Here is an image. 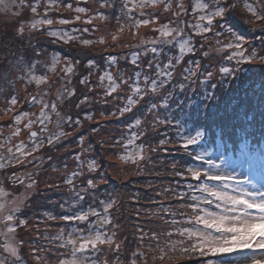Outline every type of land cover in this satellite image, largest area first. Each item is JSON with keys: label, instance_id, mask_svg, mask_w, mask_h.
Returning <instances> with one entry per match:
<instances>
[{"label": "snow or ice", "instance_id": "obj_1", "mask_svg": "<svg viewBox=\"0 0 264 264\" xmlns=\"http://www.w3.org/2000/svg\"><path fill=\"white\" fill-rule=\"evenodd\" d=\"M88 2L0 0V11L17 18L13 25H18L15 34L24 37L27 28L30 49L31 40L37 36H46L52 43L79 41L84 47L103 44V38H82V33L98 31L94 21L114 19L117 34L128 28L134 38L141 27L149 25L155 34L141 36L137 44L125 45L133 49L130 54L104 57L106 65L91 60L84 64L88 73L79 77L78 84L83 86L79 95L72 84L76 65L82 61L75 56L53 55L48 67L41 63L43 54L39 49H34L35 57L28 63L19 62L8 48L0 52V103L7 105L4 114L15 113L11 123L0 125V149L7 146V155L0 152V264H148L149 259L155 264L177 251L197 264H264V172L257 174L243 158L246 141L241 148L242 158L230 160L224 154V138L246 131L244 122L249 117L242 102H232L233 84L243 65L264 64V35L259 36V47L253 46L234 30L229 18H238L239 2L254 18L251 22H264V0L255 4L250 0H93L97 8L81 6ZM24 9L31 13L27 21L20 19ZM61 9L75 15H50ZM78 21L92 28L69 31L52 27ZM259 31L264 34V26ZM117 34H112L113 41ZM213 50L227 54L210 55ZM195 57H203L206 62ZM62 59L64 66L57 73L60 89L49 99L52 85L48 84L47 72H55ZM122 60L131 67L121 66ZM40 68H47V72L39 71ZM94 75H98L96 85L92 84ZM33 84L35 90L30 87ZM94 88L103 91L89 95ZM260 90L264 108V82ZM92 103L102 104V119L120 120L128 114L134 117L118 135L108 137V147L122 149L117 153L120 161L134 165L138 176L170 177L167 181L149 180L143 184L149 189L143 198L155 205V211L142 205L135 207L136 221L131 233L112 211L119 212L125 205L113 194L99 190V185L107 183L106 173L98 172L97 160L86 155L91 148L84 135L76 141L79 151L70 157L75 168L64 163L62 183L68 186L70 196L58 204V213L42 210L41 214L33 211L30 216L23 211L31 203L27 196H14L5 188L24 185L25 174L20 169L29 165L35 172L27 174L30 182L24 186L33 188L45 157L48 161L53 159L50 154L35 153L45 148L50 152L81 128L96 133V128L88 129L84 124L85 120L97 123L93 111H85ZM34 109H38V114ZM136 111H141V115L136 116ZM3 127L11 129L7 137L2 136ZM213 129L219 130L224 147L221 151L218 146L216 153L205 146L206 134ZM25 132L26 140H19ZM14 138L18 140L15 144ZM100 146L104 148L105 142L101 141ZM10 167L16 170L7 172ZM140 196L139 192L132 194L133 204ZM142 212L148 213L147 219L160 223L145 225ZM47 221L63 224L56 231V225ZM41 223L45 224L44 232L39 230ZM33 227L35 239L29 232ZM129 235L134 239H129ZM185 240L191 242L190 247L178 249L177 245H183ZM243 250L250 251L236 258L230 255Z\"/></svg>", "mask_w": 264, "mask_h": 264}, {"label": "rangeland", "instance_id": "obj_2", "mask_svg": "<svg viewBox=\"0 0 264 264\" xmlns=\"http://www.w3.org/2000/svg\"><path fill=\"white\" fill-rule=\"evenodd\" d=\"M252 3H257V0H250ZM72 3L75 4L76 0H72ZM81 6L85 7H93L97 8L98 5L93 3V0H89L88 4L81 3ZM100 11H104V9H99ZM146 11H155L154 9H147ZM236 12L238 13L237 17H230L231 24L235 31L239 34L245 36L246 40L249 41L253 46L259 47V36L264 35L260 33L259 29L261 26H264V22L256 21L251 22L254 18L250 16L240 5L237 3ZM52 16L63 15L64 17H71L75 15V13L61 9L59 13L52 12L50 13ZM31 18V13L28 9L23 10V15L20 17L21 20L27 21ZM16 17L11 16L10 13H4L0 11V52H3L5 48L10 49L11 52L16 54L17 60L19 62L28 63L35 57L34 49H39L42 52V56L39 58L42 64L48 65L51 67V58L53 55L59 56L61 58L66 56H75L77 59L82 61V64L76 65V74L77 76L73 77V84L77 89V95L80 94V90L83 89L82 85L78 84V80L80 75H86L88 73V68H85L83 65L88 61H94L98 65H106V61L103 59L109 55H120L127 54L130 48L125 47V45L137 44L140 37L143 36L147 38L149 36H154L155 34L151 31L152 25L148 27H141L138 30V35L134 38L131 34V31L128 28L121 33L117 34L116 22L114 19L109 21H94L95 24L98 25V31L85 32L82 33V38L89 39L93 41H99L101 38L105 40V43H95L93 45L84 47L79 41H70L68 44L63 43H52L51 39L46 36H37L36 38L31 40L32 48L30 49L27 43V28H25L24 37L17 36L16 27L18 25L13 26L16 21ZM194 21V19L192 20ZM248 21V22H246ZM109 23L111 26H109ZM53 28H63L66 30L72 29H91L92 25L84 24L82 22H76L70 25H57L54 24ZM80 35V33H77ZM112 34H117V39L115 41L112 40ZM24 41L23 43L21 41ZM227 42V41H225ZM86 54V55H85ZM227 53H216L214 50L210 53L213 56H222ZM64 63L63 59L61 63L56 65L55 72H47V68H40L39 71L47 72L49 76L48 84L52 85V90L49 94V99L55 97L57 91L60 89V84L57 82L59 77L57 73H60V69L62 68V64ZM64 65V64H63ZM120 65L123 67H131L130 65H125V62L122 60ZM244 69L242 74L245 76L241 80L244 83V86L248 90V94L251 98V101L261 100V90L260 85L264 82V64H245L243 65ZM115 69H113V73H115ZM98 78V75L92 77V84L96 85L98 82H95ZM19 87V85H18ZM33 90H35V85L30 86ZM42 88L48 87V85H41ZM234 88V85H233ZM245 89V91H246ZM102 92L101 88H94L93 92ZM25 93L21 89L20 95L23 96ZM233 96V93H232ZM234 97V96H233ZM75 99V97H73ZM99 99V97H98ZM111 99V98H108ZM94 107L89 104L88 108L85 111L92 110L95 115L97 123H89L88 121H84V124L88 129L96 128V133H91L86 128L79 129L78 132L73 133L72 136L68 137L63 141L62 144L56 146V148L52 149L50 152L47 148L43 149L42 152L35 153L34 155L40 156L42 153H47L52 155L53 159L48 161L45 157V163L40 171L39 175L35 178L37 179V185L33 188H25L24 185H27L30 181L27 178L28 173L35 172V168L32 165H29L27 169H20L21 173L25 174L24 185H5L6 191L12 193L14 196H21L22 194L26 195L28 200H30V205L28 208L23 209V211L27 212L28 215H32L33 211H35L38 215L41 214L42 210H51L54 214L58 213L59 207L58 204L63 202V200L70 196V192L68 191V186L62 183V179L66 174L64 169V163L67 162L71 168H75L74 162L70 159V157L79 151L77 147L76 141L80 135H84L87 137V144L91 148V151L86 155L89 157H93L97 160L100 165L98 172L106 173V184L99 185V190L101 193H111L116 194L118 196L117 199L123 198V204L125 205L123 211L124 218L121 217L119 222L122 227L126 228V230L131 233L134 230V222L136 221L135 215V207L143 206L144 208H151L155 211V205L148 204L146 200L143 198V193L149 191L143 187V184L146 181H157L164 180L167 181L170 179L166 174H162L161 177L156 176H144V175H136L135 174V166L130 163H124L120 161L117 157V153L121 152L122 149L108 147L110 141L108 140L109 135H118L119 130L126 123L130 122L134 117L132 114H128L120 120L116 119H102L99 115V110L102 108L101 103H94ZM7 107L6 104L0 103V125H7L11 123L12 114H4V109ZM27 107V105H25ZM60 109L63 112V105H59ZM108 108L111 105L107 106ZM19 108V106H18ZM23 110V109H20ZM34 111L38 114V109H34ZM75 109H73V114L75 113ZM136 116H140L141 113L139 111L135 112ZM34 118V117H33ZM55 119V116L52 117ZM67 127V126H65ZM11 129L8 127H3L2 136L7 137L10 135ZM27 133L22 134L18 139L26 140ZM105 142V147L101 148L100 142ZM18 142L17 139H13L12 143L15 144ZM67 146V150H65ZM59 149V150H57ZM209 151V150H208ZM0 152L7 155V146L5 148L0 149ZM214 153L213 151H209ZM171 159V157H168ZM215 159V156L213 157ZM28 159H32L28 157ZM237 157L235 160H238ZM217 162H219L217 160ZM156 167H160L159 164ZM53 169H59L58 171H54ZM15 168L6 169L7 172L15 171ZM86 171V169H85ZM3 177L0 176V179ZM130 179V180H129ZM49 184L58 185V187H49ZM136 186V187H135ZM15 189V190H14ZM121 190V191H120ZM139 192L141 194L138 202L133 204V200L131 199L132 194ZM57 197L54 198V196ZM52 196V197H51ZM11 199V196L8 197ZM159 199V198H158ZM50 201L52 203H50ZM168 201H165L167 203ZM184 211V210H181ZM122 214V213H120ZM148 213L142 212V217L144 218V224H158L160 223L158 220H149L147 219ZM48 224L56 225L55 230H59V226L63 224L62 221H47ZM3 229V225H0V230ZM40 232L45 231V224L41 223L39 225ZM159 230V229H157ZM20 231V230H18ZM29 232L33 234V239H35L36 228L33 227L29 229ZM21 235H26L21 232ZM118 235L123 238L122 234L118 232ZM129 239H134L131 235H129ZM190 241L188 247H190ZM132 250H136L134 246H130ZM182 245H177V248H182ZM184 247L186 245L184 244ZM63 251V250H61ZM250 250H243L235 252L236 254H230L231 257H240L243 256L246 252ZM53 260L55 258H52ZM206 259H219L208 257ZM172 262L177 264H197L194 260L185 259L179 251L175 253H170L168 257L165 258L163 262L157 260L155 264H173ZM30 264H35L34 261H30ZM148 264H152L151 259H149Z\"/></svg>", "mask_w": 264, "mask_h": 264}, {"label": "trees", "instance_id": "obj_3", "mask_svg": "<svg viewBox=\"0 0 264 264\" xmlns=\"http://www.w3.org/2000/svg\"><path fill=\"white\" fill-rule=\"evenodd\" d=\"M195 22H196L195 20L192 21V23H195ZM131 51H133V49H129L127 54H130ZM169 52L171 53V50H169ZM195 58L201 59L202 63L206 62L205 58H203V57H195ZM185 60H187V57L185 58ZM63 64L61 67L64 66ZM184 66H186V64ZM242 67L244 69V66H242ZM77 75L78 74H76V76ZM243 77H245V76L241 72L239 75V79L236 80L233 84L235 92L233 93L234 97H233L232 102L233 103H236L237 101L242 102L245 106V109L249 113L248 121L244 122V128L246 129V131H244V132L238 131L235 136H232L231 138H228V137L224 138L225 143L227 145V151H225V153H228L229 151H232L234 153L235 151L239 150L240 147H243L244 141H246L248 144H251V147H254L257 141H264V136L261 135V133L264 132V116H261V113L264 112V108L261 107V100L253 102V101H251V98L249 96L245 95L246 91L248 94V90L244 86V83L241 82ZM95 82L99 83L98 78ZM245 89H246V91H245ZM96 93H97V91H96ZM89 95L94 96L95 92L89 93ZM97 99H98V97H97ZM91 105L93 107L95 106L94 103H92ZM86 109H89V108H86ZM139 112L141 113V111H139ZM213 133H214V135H213ZM206 141H207V143L205 146L207 149L211 148V146H215V144H217V143H220V132H219V130L213 129L212 132L207 133L206 134ZM223 149H224V147H223ZM167 159H169V158H167ZM58 194L59 193H57L54 196V198L57 197ZM113 195L118 198V196L116 194H113ZM118 200H120L123 203L122 197ZM124 210H126V208L124 209V207H123L120 209L119 212H116L115 209H113L112 211L114 212V214L116 216H118L121 219V217L124 218V213H123ZM120 213H122V214H120ZM177 239H179V237H177ZM188 243H189V241L185 240L184 244L186 245V247H188L187 246V245H189ZM184 244L182 245L183 247H184ZM172 263L177 264V262L176 263L172 262ZM138 264H139V262H138Z\"/></svg>", "mask_w": 264, "mask_h": 264}]
</instances>
